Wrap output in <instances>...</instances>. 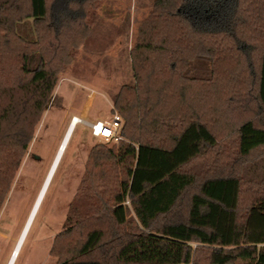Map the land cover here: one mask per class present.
Returning <instances> with one entry per match:
<instances>
[{
	"label": "trees",
	"instance_id": "trees-1",
	"mask_svg": "<svg viewBox=\"0 0 264 264\" xmlns=\"http://www.w3.org/2000/svg\"><path fill=\"white\" fill-rule=\"evenodd\" d=\"M101 1L0 0V212L51 101L53 64L71 62ZM130 56L136 86L112 101L123 140L89 151L49 254L116 264L148 237L179 244L177 264H264V0H152ZM233 107L248 115L230 152ZM144 251L136 264H175Z\"/></svg>",
	"mask_w": 264,
	"mask_h": 264
},
{
	"label": "rangeland",
	"instance_id": "rangeland-1",
	"mask_svg": "<svg viewBox=\"0 0 264 264\" xmlns=\"http://www.w3.org/2000/svg\"><path fill=\"white\" fill-rule=\"evenodd\" d=\"M151 10L152 0H102L89 36L79 47L68 51L71 62L64 58L62 65L57 62L53 64L54 70H59L57 81L51 101L35 133L34 152L30 154L16 185H12L0 212V234L4 237H0V264L8 263L10 251L23 225L14 250L17 256L9 264H56V258L48 252L75 198L85 173L89 151L99 144L110 148L123 140L120 137L123 124L121 118L119 140L110 142L92 137L81 124L70 131L69 122L73 117L88 123L109 122L114 114L120 117L114 111L112 101L124 86H136L130 52L138 28ZM217 102L214 99L215 106ZM234 108L231 109L230 121L225 125L228 141L223 144L230 147V152L235 148L232 127L248 115ZM68 131L69 139L63 151L59 152ZM222 135L224 137L225 134ZM58 154H61L59 161L47 179ZM258 159L255 155L254 161ZM203 162L202 157L191 166L198 169ZM251 186L247 185L248 188ZM40 193L39 203L33 210ZM249 200L250 193L242 194V204H247ZM142 247L144 254L159 255L156 260L169 259L177 264L179 244L148 237L130 243L121 252L116 264H136L137 260L145 257L136 254Z\"/></svg>",
	"mask_w": 264,
	"mask_h": 264
},
{
	"label": "built area",
	"instance_id": "built-area-1",
	"mask_svg": "<svg viewBox=\"0 0 264 264\" xmlns=\"http://www.w3.org/2000/svg\"><path fill=\"white\" fill-rule=\"evenodd\" d=\"M75 120V126L78 124L83 125L88 129L92 137L99 138L105 142L119 140L118 129L120 127L121 121L117 114H114L109 122L95 121L88 123L80 118L73 117L70 120L69 125Z\"/></svg>",
	"mask_w": 264,
	"mask_h": 264
},
{
	"label": "crops",
	"instance_id": "crops-1",
	"mask_svg": "<svg viewBox=\"0 0 264 264\" xmlns=\"http://www.w3.org/2000/svg\"><path fill=\"white\" fill-rule=\"evenodd\" d=\"M34 140H35V137H34L33 141L31 142V144H30V146H29V148H28L27 155H26V157H25V159H24V161H23V163H22V165H21V167H20V169H19V172H18V174H17V177H16V179H15L13 185H14V184L16 185V183H17V181H18V179H19L21 173L23 172V169H24V167H25V164H26L27 161H28V158H29L30 154L34 152V151H33V150H34L33 146H34V143H35ZM41 185H42V184H41ZM39 190H40V189H39ZM0 214H1V213H0ZM0 220H1V216H0ZM25 222H26V221H25ZM24 224H25V223H24ZM23 227H24V225H23ZM23 227H22V229H21V231H20V234H21V232H22V230H23ZM20 234H19L18 237L15 239L14 245H13L11 251H10V255H11V253L13 252V250H16V247H17V245H18V239H19ZM0 237H1L2 239H4V237H3L1 234H0ZM12 241H13V239H12V237H11V238H10V242H12ZM48 254H49V252H48ZM10 255H9L8 263H7V264H9L10 261H11V260H10Z\"/></svg>",
	"mask_w": 264,
	"mask_h": 264
},
{
	"label": "bare ground",
	"instance_id": "bare-ground-1",
	"mask_svg": "<svg viewBox=\"0 0 264 264\" xmlns=\"http://www.w3.org/2000/svg\"><path fill=\"white\" fill-rule=\"evenodd\" d=\"M75 122H76V120H75L73 123H71V124L69 125V129H70V131L75 127ZM70 131H68V133L65 135V138H64V141H63V144H62V149L59 150V152H62V151H63V149H64V145L66 144L67 140L69 139ZM60 155H61V154H58V155L56 156V158H55V160H54V162H53V164H52V166H51V169H50V171H49V173H48V175H47V179H48L49 176L53 173V171H54V169H55V167H56V164H57V162L59 161ZM47 179H46V181H47ZM42 190H43V188H42ZM40 198H41V193H40V195L38 196V198H37V200H36V203H35V205H34L33 210L36 208L37 204L39 203ZM16 256H17V251H14V250H13V252H12L11 255H10V260L15 259Z\"/></svg>",
	"mask_w": 264,
	"mask_h": 264
}]
</instances>
